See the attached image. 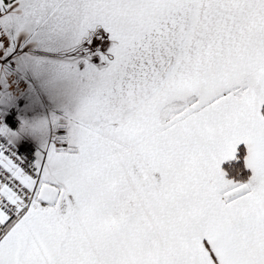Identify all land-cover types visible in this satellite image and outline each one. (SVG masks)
<instances>
[{
	"label": "snow or ice",
	"instance_id": "1",
	"mask_svg": "<svg viewBox=\"0 0 264 264\" xmlns=\"http://www.w3.org/2000/svg\"><path fill=\"white\" fill-rule=\"evenodd\" d=\"M0 264H264V0H0Z\"/></svg>",
	"mask_w": 264,
	"mask_h": 264
}]
</instances>
